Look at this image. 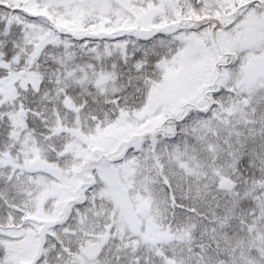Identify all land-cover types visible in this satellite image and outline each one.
<instances>
[{
    "label": "snow or ice",
    "instance_id": "1",
    "mask_svg": "<svg viewBox=\"0 0 264 264\" xmlns=\"http://www.w3.org/2000/svg\"><path fill=\"white\" fill-rule=\"evenodd\" d=\"M0 264H264V0H0Z\"/></svg>",
    "mask_w": 264,
    "mask_h": 264
}]
</instances>
